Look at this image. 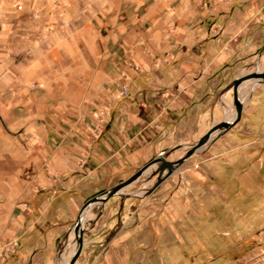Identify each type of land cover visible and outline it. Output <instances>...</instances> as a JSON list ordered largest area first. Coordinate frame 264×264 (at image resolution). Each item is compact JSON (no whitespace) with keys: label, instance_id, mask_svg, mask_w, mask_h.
Wrapping results in <instances>:
<instances>
[{"label":"crops","instance_id":"obj_1","mask_svg":"<svg viewBox=\"0 0 264 264\" xmlns=\"http://www.w3.org/2000/svg\"><path fill=\"white\" fill-rule=\"evenodd\" d=\"M263 64L264 0H0V264H69L86 201ZM97 208L74 264L128 262V200Z\"/></svg>","mask_w":264,"mask_h":264},{"label":"rangeland","instance_id":"obj_2","mask_svg":"<svg viewBox=\"0 0 264 264\" xmlns=\"http://www.w3.org/2000/svg\"><path fill=\"white\" fill-rule=\"evenodd\" d=\"M259 72H264V64L250 66L242 75ZM255 84L239 88L243 112L235 126L177 165L169 176L168 168L161 175L162 162H156L125 188L122 197L128 200L130 214L123 236L139 238L143 244L139 251L130 245L129 261L115 264H241L264 249V84ZM232 86L207 118L204 131L172 143L153 159L162 156L176 162L214 125L232 120L236 114ZM162 177L157 189L148 193ZM139 203L145 213L138 218ZM101 205L85 210L84 227L90 226L87 212L93 208L95 216ZM258 264H264V250Z\"/></svg>","mask_w":264,"mask_h":264},{"label":"water","instance_id":"obj_3","mask_svg":"<svg viewBox=\"0 0 264 264\" xmlns=\"http://www.w3.org/2000/svg\"><path fill=\"white\" fill-rule=\"evenodd\" d=\"M251 79H254V81L257 82L254 87H256L259 84H264V72L249 73V74L241 75L236 80L233 81L232 87H233V91H234V101H235V105H236L235 117L232 120L223 121V122L218 123L217 125H214L203 137H201V139L193 146L192 149H190L187 152V154L183 158H181L180 160H178L176 162L168 161L166 158H164L162 156L158 157L156 159H153L150 162H148L147 164H145L143 167H141L129 179L122 181V182L118 183L117 185H115V186H113L107 190L102 191L100 194L95 195L86 201V203L83 207V210H82L80 216L78 217V219L74 225V234H75V237L77 239L76 240L77 241V250H76L74 257L71 259L69 264H74L76 262V260L78 259L79 255L82 251V248H83L84 226L82 223V216H83V213L85 212V210L90 208L95 203L100 202V203L104 204L114 196L124 195L125 188L128 187L129 185H131L133 182H135L142 175H144L147 172L148 168L156 162H162V164L159 165L161 175L163 174V171L166 168H168V173L166 176H169L174 171V169L177 165L182 164L187 158L192 156L194 153L199 152L206 144L210 143L211 141H214L219 135L230 130L233 126H235L241 120V117H242L243 104L239 100V97H238L239 88H241V86L244 83H246L247 81H249ZM162 180H163V177L159 178L156 181V183L154 184V186L148 190V193H151L155 189H157V186L162 182Z\"/></svg>","mask_w":264,"mask_h":264},{"label":"bare ground","instance_id":"obj_4","mask_svg":"<svg viewBox=\"0 0 264 264\" xmlns=\"http://www.w3.org/2000/svg\"><path fill=\"white\" fill-rule=\"evenodd\" d=\"M249 83H250V84H249ZM254 83H257V82H256V81H252V82H247V83H244V84H246V86H247V85L253 86ZM244 84H243V85H244ZM235 115H236V114H235V112H234V117H235ZM82 222H83V216H82Z\"/></svg>","mask_w":264,"mask_h":264},{"label":"built area","instance_id":"obj_5","mask_svg":"<svg viewBox=\"0 0 264 264\" xmlns=\"http://www.w3.org/2000/svg\"><path fill=\"white\" fill-rule=\"evenodd\" d=\"M126 93H127V89L125 88L123 89L122 94H126Z\"/></svg>","mask_w":264,"mask_h":264}]
</instances>
